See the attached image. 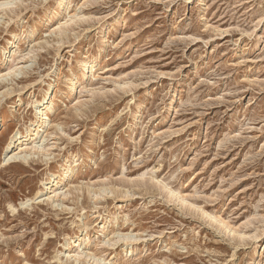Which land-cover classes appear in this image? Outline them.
I'll use <instances>...</instances> for the list:
<instances>
[{"label":"rangeland","instance_id":"rangeland-1","mask_svg":"<svg viewBox=\"0 0 264 264\" xmlns=\"http://www.w3.org/2000/svg\"><path fill=\"white\" fill-rule=\"evenodd\" d=\"M55 1L0 11V264H264V0ZM45 91L50 156L6 161Z\"/></svg>","mask_w":264,"mask_h":264},{"label":"bare ground","instance_id":"bare-ground-1","mask_svg":"<svg viewBox=\"0 0 264 264\" xmlns=\"http://www.w3.org/2000/svg\"><path fill=\"white\" fill-rule=\"evenodd\" d=\"M16 1L17 0H0V11H3L6 8H9L12 5L14 6ZM67 1L68 0H57V1H55L56 2V6H55L56 12H58L67 3ZM67 17H68V21L75 19L77 17L76 11L68 12ZM68 21L66 20L64 23L66 24ZM61 29H62L61 26H58L56 28V30H58V31ZM30 30H31L30 28L28 30L26 29V30L22 31V33L20 35L14 36V38H13L14 40L8 42V49L7 48L3 49L2 54L5 57H9L12 53H14L16 51V48H15L16 41L20 40L22 37L25 38L27 36V33L30 32ZM53 31L54 30H52V32ZM28 48H29V46H28ZM35 48H41V46L40 45L37 47L31 46L29 48V50L26 52V54H22L21 58H26V56H28L31 52H33ZM28 57L31 58L30 56H28ZM23 60H22V62H23ZM24 65L17 66V62L9 65L7 67L6 72H4V73L0 72L1 73L0 78L2 80L3 79L6 80V78L8 76L10 77V75H14L16 73V70L24 67ZM80 67H81L80 69H81L82 75H84V71L87 69L88 70L90 69L92 71L95 68V64H93V61H90V59H89V61H82ZM92 75H93V77L96 76L95 71L92 73ZM75 84H76L75 82H72L70 84V86L68 87V90L71 91ZM52 95H53L52 91H45L42 95V98L40 100L35 101V103L33 104L34 105L33 107H34L35 120L33 122H30V124L28 125V127H26L24 132H20L17 130L11 136L9 143L6 146V152H7V154H6L7 158L5 157L6 161L26 160L30 155H35V154L44 155V157L49 155V153H47V151H48V148L46 147L47 144H43L45 141H44V138L42 136H43V133L45 131V126L47 125L46 122H48V119H49L48 110L52 104V97H53ZM37 138H42V141H44V142L41 141L42 143H40V142L38 143V141H36ZM15 146H16V148H18V151H13L14 150L13 148ZM77 161H78V158L65 159L64 162L60 165L59 174H53L52 173L50 175L49 180L47 182L43 183V186L45 189L44 194L46 195V197L44 199H42L43 201L47 200L51 203H54L56 200H62L63 198L67 197L68 194H70L69 190L63 191L62 189L59 188V185L62 184L66 179H68L70 174L73 172L72 171V162L77 163ZM102 192H104V190ZM100 193L101 192H99V194ZM40 196H38L37 198H39ZM109 221H110V217H106L105 221L100 223L101 224L100 228L104 229L108 225ZM98 226H99V224H98ZM86 228H87V226H86ZM98 232H99V230H98ZM88 239H89V235L87 233H85L84 235H79V236H76L75 238H73L68 245L69 247L67 249H69V252H68V254H66V258L67 257L73 258V261L76 263L77 262L79 263L81 260H86L88 262L91 261V264L92 263L93 264H105L104 262L103 263L100 262L99 259L96 258V256L92 252L88 251L87 250L88 248L85 249L84 246L81 247L84 244V242L88 241ZM115 240H119V241H121V240L122 241L123 240L124 241L135 240V237H134V235H131V233L130 234H118ZM115 240L108 239V240H105L104 243L107 245H112L113 242L114 243L118 242ZM132 250H133V248L130 247L129 251H132ZM70 252L72 253V255H69ZM124 252L128 253L127 250H124ZM114 256H116V255H114ZM61 263H63V262H61Z\"/></svg>","mask_w":264,"mask_h":264}]
</instances>
